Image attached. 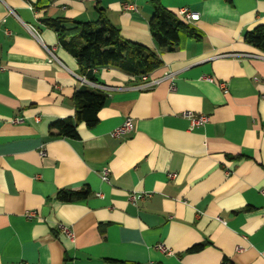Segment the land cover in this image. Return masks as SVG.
I'll return each mask as SVG.
<instances>
[{
    "label": "crops",
    "instance_id": "0c3cea01",
    "mask_svg": "<svg viewBox=\"0 0 264 264\" xmlns=\"http://www.w3.org/2000/svg\"><path fill=\"white\" fill-rule=\"evenodd\" d=\"M160 2L198 13L201 39L158 51L150 0H0V264H264V54L243 41L264 25V0ZM96 7L158 53L145 81L174 79L138 90L143 77L94 70L108 88L97 125L51 137L86 85L41 21L92 23ZM184 112L207 122L192 128ZM126 118L132 131L111 136ZM83 188L85 200H53Z\"/></svg>",
    "mask_w": 264,
    "mask_h": 264
},
{
    "label": "trees",
    "instance_id": "16d2710c",
    "mask_svg": "<svg viewBox=\"0 0 264 264\" xmlns=\"http://www.w3.org/2000/svg\"><path fill=\"white\" fill-rule=\"evenodd\" d=\"M40 1V0H39ZM153 14L148 22L149 33L158 51H173L182 39H201L200 33L191 25L183 22L177 11H170L161 5L160 0H150ZM95 22H79L66 18L44 19L41 22L52 30L58 45L77 62L79 76L96 83L94 70L111 67L140 79L148 76L161 66L158 53L144 46L130 43L120 37L118 29L107 20L99 7L95 8ZM245 44L264 54V25L254 27L243 35ZM106 94L90 87H81L72 96L74 116L72 119L58 120L49 126L51 137L76 139V128L84 124L93 128L98 123V113L106 102ZM90 196L87 188L79 191L63 189L56 193L53 200L61 203L82 201ZM201 246L189 252H197ZM161 264V263H155Z\"/></svg>",
    "mask_w": 264,
    "mask_h": 264
},
{
    "label": "built area",
    "instance_id": "2783aa9c",
    "mask_svg": "<svg viewBox=\"0 0 264 264\" xmlns=\"http://www.w3.org/2000/svg\"><path fill=\"white\" fill-rule=\"evenodd\" d=\"M132 9H134V8H132ZM177 15L186 24H193L194 22H197L199 20V14L196 12L190 11L187 8H180L179 10H177ZM222 57H236V56L232 54L229 56L226 55V56H222ZM238 57H240V56H238ZM173 79H174V73H171V72L165 73L163 78H161L159 80L157 79V80H153V81H145L146 79L143 77L144 82L141 83L140 85L136 86V89H138V90H150L154 86L158 85L163 80L172 81ZM208 80L211 81L210 78H208ZM81 81L87 87H90L92 89L99 90L101 92H106L108 90V88H106L105 86L100 85V84H96V83L88 82L84 78H81ZM182 117L187 119L190 122V126L192 128L202 126L207 122L206 117L201 116V115H195L192 112H184L182 114ZM132 129H133L132 119L126 118L124 120V122L119 127H117L116 129L113 130V132L111 133V136L118 138L120 136H123L125 134L130 133L132 131ZM41 155H43V153H41ZM108 176H109L108 171L104 170L101 174V180L105 183H108L109 182ZM168 177L170 179H173L175 176L170 174ZM131 199L134 200L133 196L131 197ZM26 216L28 218H35L36 214L34 212H27ZM59 229L63 235H65L69 239H72V233L67 227L60 225ZM157 249L164 254H170V252L162 245H159L157 247Z\"/></svg>",
    "mask_w": 264,
    "mask_h": 264
}]
</instances>
